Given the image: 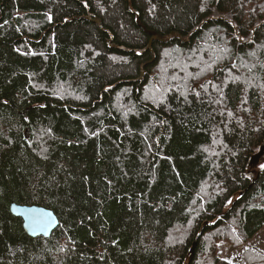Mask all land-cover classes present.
Wrapping results in <instances>:
<instances>
[{
  "label": "trees",
  "instance_id": "1",
  "mask_svg": "<svg viewBox=\"0 0 264 264\" xmlns=\"http://www.w3.org/2000/svg\"><path fill=\"white\" fill-rule=\"evenodd\" d=\"M259 156L264 0H0V264H234Z\"/></svg>",
  "mask_w": 264,
  "mask_h": 264
},
{
  "label": "water",
  "instance_id": "2",
  "mask_svg": "<svg viewBox=\"0 0 264 264\" xmlns=\"http://www.w3.org/2000/svg\"><path fill=\"white\" fill-rule=\"evenodd\" d=\"M28 129L25 131L27 137ZM10 213L21 219L24 232L30 237L42 236L48 238L58 226L59 221L54 212L37 205L11 203Z\"/></svg>",
  "mask_w": 264,
  "mask_h": 264
},
{
  "label": "rangeland",
  "instance_id": "3",
  "mask_svg": "<svg viewBox=\"0 0 264 264\" xmlns=\"http://www.w3.org/2000/svg\"><path fill=\"white\" fill-rule=\"evenodd\" d=\"M264 164V157L259 156L258 159V166H262ZM255 245L258 247L264 248V230L259 231L252 240L247 245ZM249 247V246H247ZM223 251H227L226 254H224L228 260L232 261L234 264H239V258H240V250H234L227 247H224Z\"/></svg>",
  "mask_w": 264,
  "mask_h": 264
},
{
  "label": "snow or ice",
  "instance_id": "4",
  "mask_svg": "<svg viewBox=\"0 0 264 264\" xmlns=\"http://www.w3.org/2000/svg\"><path fill=\"white\" fill-rule=\"evenodd\" d=\"M49 19H51V18L49 17ZM229 203H230V201H229ZM229 264H230V262H229Z\"/></svg>",
  "mask_w": 264,
  "mask_h": 264
},
{
  "label": "bare ground",
  "instance_id": "5",
  "mask_svg": "<svg viewBox=\"0 0 264 264\" xmlns=\"http://www.w3.org/2000/svg\"><path fill=\"white\" fill-rule=\"evenodd\" d=\"M12 203H14V202H12Z\"/></svg>",
  "mask_w": 264,
  "mask_h": 264
}]
</instances>
